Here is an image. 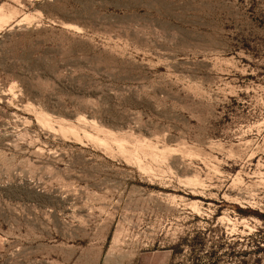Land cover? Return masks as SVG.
<instances>
[{
  "label": "rangeland",
  "instance_id": "rangeland-1",
  "mask_svg": "<svg viewBox=\"0 0 264 264\" xmlns=\"http://www.w3.org/2000/svg\"><path fill=\"white\" fill-rule=\"evenodd\" d=\"M0 264H264V0H0Z\"/></svg>",
  "mask_w": 264,
  "mask_h": 264
}]
</instances>
